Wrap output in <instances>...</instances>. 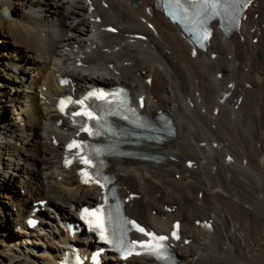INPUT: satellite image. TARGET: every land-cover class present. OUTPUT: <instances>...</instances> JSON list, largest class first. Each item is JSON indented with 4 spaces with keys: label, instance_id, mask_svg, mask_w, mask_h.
<instances>
[{
    "label": "bare ground",
    "instance_id": "1",
    "mask_svg": "<svg viewBox=\"0 0 264 264\" xmlns=\"http://www.w3.org/2000/svg\"><path fill=\"white\" fill-rule=\"evenodd\" d=\"M154 1L0 0V264H59L73 249L96 264L80 213L106 190L66 163L86 132L59 101L98 85L128 87L177 128L139 148L161 162H112L129 215L161 233L181 221L177 264H264V0L197 53ZM98 264L158 263L105 253Z\"/></svg>",
    "mask_w": 264,
    "mask_h": 264
},
{
    "label": "snow or ice",
    "instance_id": "2",
    "mask_svg": "<svg viewBox=\"0 0 264 264\" xmlns=\"http://www.w3.org/2000/svg\"><path fill=\"white\" fill-rule=\"evenodd\" d=\"M186 3L192 5L193 7L200 5L202 7H204L205 9L207 8H211L213 10V14L214 15H220L221 12L220 10L222 9L223 11L227 12V9L229 7H232L233 4L236 3V0H185ZM174 3L176 4L177 7L181 6V0H174ZM185 12L188 11V9H183ZM113 31H115V29H113ZM210 33L207 32V30H205L202 33V39H207ZM89 97H93L96 96L100 99H104L105 98V93L103 92H90ZM75 103H79L81 105H84L85 110L82 112H77L74 113V115H83L86 116L89 120H99L101 119V117L95 115L92 111L87 110V105L84 104L83 100L80 101H76ZM65 102L61 101V110H63V106H64ZM83 131L89 132V134H94L93 130L90 128H83ZM69 148L72 147H78V145L76 144L75 141H73V143L71 145L68 146ZM83 160V162L85 164H89L91 165V161L87 160L86 158H81ZM66 163H70V161H66ZM88 180H85V183H87ZM96 183H100V180L97 179L95 181ZM103 187V185H102ZM84 213H86L89 216L95 217V226L96 227H100L101 229L104 228V222L102 219L101 214L103 213V206H101L100 208H97L95 210H92L91 212H89L88 209H84ZM30 223H34V221H30ZM89 223H93V221H89ZM128 223L132 224L136 229H138L140 232L145 233V235L152 237V239L147 240V241H132L131 244L133 246H137L139 245V247L144 248L146 251H149L150 253L154 254L157 256L158 259H160L161 261L167 262V260L169 259V257L166 255V249H167V245H165L164 243H162L163 241H166L168 239L167 236H157L155 233L153 232H148L146 231L144 228L140 227V225L136 224L135 221H128ZM175 227L177 229H179V224L175 225ZM172 236L176 237L177 239H179V236L177 235V232H173ZM121 244L123 245V241H121ZM127 254L131 255L132 254V248H128L127 250ZM139 254V253H137Z\"/></svg>",
    "mask_w": 264,
    "mask_h": 264
},
{
    "label": "rangeland",
    "instance_id": "3",
    "mask_svg": "<svg viewBox=\"0 0 264 264\" xmlns=\"http://www.w3.org/2000/svg\"><path fill=\"white\" fill-rule=\"evenodd\" d=\"M2 36V33H0V37ZM14 48L15 47H13V48H7V50H9L10 52H13V50H14ZM0 74H1V72H0ZM0 82H2V76H0ZM19 93H21V92H19ZM1 107H5L4 105L3 106H1ZM7 114H8V112H7ZM0 120H1V118H0ZM10 191H13L12 192V194H14V196H16V197H19V195L21 194L22 195V193H21V190L17 187V186H13V185H11L10 186ZM16 193V194H15ZM0 202H1V204H4V202H3V200H5L6 198H3V197H1L0 196ZM3 202V203H2ZM85 205H89V206H92V205H95V204H90V203H85L83 206H85ZM13 209H15V208H13ZM114 256H110V258H113ZM114 261V260H113ZM112 261V262H113Z\"/></svg>",
    "mask_w": 264,
    "mask_h": 264
},
{
    "label": "water",
    "instance_id": "4",
    "mask_svg": "<svg viewBox=\"0 0 264 264\" xmlns=\"http://www.w3.org/2000/svg\"><path fill=\"white\" fill-rule=\"evenodd\" d=\"M136 7V4L134 5ZM259 79V78H258Z\"/></svg>",
    "mask_w": 264,
    "mask_h": 264
}]
</instances>
